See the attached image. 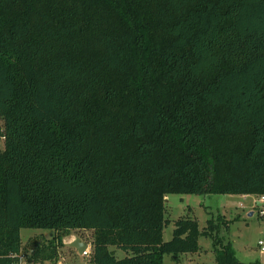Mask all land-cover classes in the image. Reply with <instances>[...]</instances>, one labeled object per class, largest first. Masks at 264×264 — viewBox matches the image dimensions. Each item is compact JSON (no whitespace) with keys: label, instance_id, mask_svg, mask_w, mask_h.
<instances>
[{"label":"trees","instance_id":"1","mask_svg":"<svg viewBox=\"0 0 264 264\" xmlns=\"http://www.w3.org/2000/svg\"><path fill=\"white\" fill-rule=\"evenodd\" d=\"M0 115V264L23 228L92 229L93 264H164L203 234L204 264H264L211 219L164 240L170 194H264V0H0Z\"/></svg>","mask_w":264,"mask_h":264},{"label":"rangeland","instance_id":"2","mask_svg":"<svg viewBox=\"0 0 264 264\" xmlns=\"http://www.w3.org/2000/svg\"><path fill=\"white\" fill-rule=\"evenodd\" d=\"M246 202L253 203V198L243 199L241 195L234 194H170L166 198V219L169 223L165 227L164 240L169 241L173 238L175 230V221L181 218L196 219L199 222L200 230L208 226V220L211 219L213 227L216 229V237L221 243L232 241L237 256L241 261L250 262L260 259L264 262V252L261 250L259 240L264 241V217L258 214V207L254 204L253 215H249L247 209L241 206ZM241 214L240 218L238 214ZM222 214H226L225 216ZM234 219L233 221L231 219ZM232 221V223H231ZM230 224L229 228L226 227ZM229 231V232H228ZM228 232V233H227ZM22 236V254L26 256L28 264H37L29 262L31 250L25 248L30 238H37L42 243L56 242L59 251L58 264H93L91 261V247L94 231L92 229H72L63 234L61 231L44 228H23ZM61 236V241L59 239ZM74 236H79L83 242H86L88 254H80L76 248L71 245ZM75 240V239H74ZM62 242V243H61ZM200 251L193 254H181L176 258L173 254L166 253L164 264H203L214 263L216 253L214 247V237L212 235L200 236ZM118 258H124L127 253L122 249L114 247ZM44 264H56V262L46 261Z\"/></svg>","mask_w":264,"mask_h":264},{"label":"built area","instance_id":"3","mask_svg":"<svg viewBox=\"0 0 264 264\" xmlns=\"http://www.w3.org/2000/svg\"><path fill=\"white\" fill-rule=\"evenodd\" d=\"M6 127L4 125L3 119L0 115V152H2L5 149V143H6ZM256 207L258 206L259 211L258 214L260 217H264V194L257 196L255 200ZM259 245L261 246V250L264 252V241L259 240ZM84 254H88V249L85 251ZM26 256L24 254H19V261L17 264H28L26 262Z\"/></svg>","mask_w":264,"mask_h":264},{"label":"crops","instance_id":"4","mask_svg":"<svg viewBox=\"0 0 264 264\" xmlns=\"http://www.w3.org/2000/svg\"><path fill=\"white\" fill-rule=\"evenodd\" d=\"M242 197H243V199H245V200H247V199H249V198H253V203L250 205V204H247L246 202H244V201H241V203H244V205L243 206H241L243 209L245 208V209H247L248 210V212H249V215H253V213H255V212H253V210H254V208H256L255 206H254V204H255V200H256V197L257 196H254V195H241ZM258 207V206H257ZM259 210V209H258ZM222 215H226V214H222ZM240 216H241V214L239 213L238 214V217H235L236 219H238V218H240ZM232 221L234 220L233 218L231 219ZM232 221H231V223H232ZM230 223V224H231ZM230 229V228H229ZM229 232V231H228ZM227 232V233H228ZM77 237H79V236H74V238L72 239V240H74L75 238H77ZM229 242H232V241H229ZM88 247H89V245H88ZM91 247H93V245H91ZM189 254H193V253H189ZM29 259V262H32V260L30 259V258H28ZM59 263V262H58ZM204 264V263H203Z\"/></svg>","mask_w":264,"mask_h":264},{"label":"water","instance_id":"5","mask_svg":"<svg viewBox=\"0 0 264 264\" xmlns=\"http://www.w3.org/2000/svg\"><path fill=\"white\" fill-rule=\"evenodd\" d=\"M71 245L76 248L80 254H84L88 249V244L83 242L80 237L75 238V240L71 242Z\"/></svg>","mask_w":264,"mask_h":264}]
</instances>
